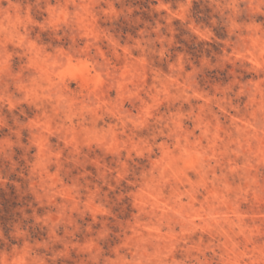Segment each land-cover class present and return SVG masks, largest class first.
I'll use <instances>...</instances> for the list:
<instances>
[{
    "label": "rangeland",
    "instance_id": "rangeland-1",
    "mask_svg": "<svg viewBox=\"0 0 264 264\" xmlns=\"http://www.w3.org/2000/svg\"><path fill=\"white\" fill-rule=\"evenodd\" d=\"M0 189V264H264V0H0Z\"/></svg>",
    "mask_w": 264,
    "mask_h": 264
},
{
    "label": "trees",
    "instance_id": "trees-1",
    "mask_svg": "<svg viewBox=\"0 0 264 264\" xmlns=\"http://www.w3.org/2000/svg\"><path fill=\"white\" fill-rule=\"evenodd\" d=\"M200 13H201V10L199 8H196L195 15L198 16V14H200ZM114 26L115 27L113 28V31L114 32H117V33L120 32V33L123 34V36H125L128 32H130L129 29H128V27H127V25L125 23H123V22H116ZM218 30L219 31H217V32H219V33H217V35L219 37H222L223 38L224 35L221 32V31H223V28L220 27ZM192 49L194 50V47ZM0 196L1 197H4L5 196V194H4V192H3L2 189H0ZM29 228H30L31 234L34 237H37V236H40L41 235V232H40L39 228H37V227H34V228L33 227H29Z\"/></svg>",
    "mask_w": 264,
    "mask_h": 264
}]
</instances>
